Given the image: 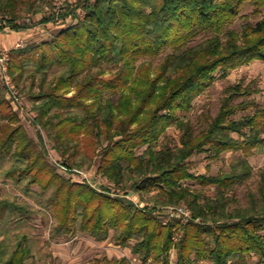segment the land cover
I'll return each mask as SVG.
<instances>
[{
  "label": "trees",
  "instance_id": "16d2710c",
  "mask_svg": "<svg viewBox=\"0 0 264 264\" xmlns=\"http://www.w3.org/2000/svg\"><path fill=\"white\" fill-rule=\"evenodd\" d=\"M246 4L256 16L264 10V0H78L59 10L53 0H0L14 31L31 29L42 13L44 24L73 20L51 41L11 52L10 74L36 113L38 142L0 85V264H39L53 240L85 233L104 242L113 231L112 240L142 264H264V173L252 188L249 161L264 149V106L240 101L257 90L227 88L217 115L206 114L200 128L187 118L219 78L264 63V22L248 23L242 33L232 28ZM162 52L156 70L151 62L138 66ZM108 66L113 73L105 78ZM171 127L180 131L179 143L168 136ZM204 154L213 161L231 154L229 171L197 175L190 160ZM98 158V174L113 187L60 173L89 170ZM190 181L214 186L215 196L192 190ZM240 186L248 188L245 203L233 194ZM127 192L147 196L152 206ZM183 206L189 218L164 220L161 207ZM48 215L57 226L50 242L39 241L32 218Z\"/></svg>",
  "mask_w": 264,
  "mask_h": 264
},
{
  "label": "rangeland",
  "instance_id": "374dc122",
  "mask_svg": "<svg viewBox=\"0 0 264 264\" xmlns=\"http://www.w3.org/2000/svg\"><path fill=\"white\" fill-rule=\"evenodd\" d=\"M77 1L78 0H53V3L54 7L59 10L62 7L66 6V4L69 3L70 5H74ZM254 11L255 8L253 5L246 4L242 9L240 17L235 20L232 28L235 31L242 33L248 23L256 25L259 22H264V10L262 14L258 16L254 14ZM44 12L49 14L51 13V10L49 8H46ZM83 15L84 13H82L81 17H83ZM45 16L46 15L42 13L34 17L32 22L35 25L27 31L11 30L6 34L1 35L0 45L12 52L13 50H17L18 48H23L30 43H43L45 41H51L53 37L57 35L62 29L73 25V20L71 18L68 19L65 23L57 18L54 20L55 22L52 21L50 23L44 24L42 23V20L45 19ZM27 19L29 20L32 18L30 16H27ZM203 40L204 38L202 36L197 39L192 44V46L197 45ZM166 55L167 52H162L157 58L142 59L138 63V66L151 62L153 64L154 70H156L164 62ZM112 68L113 67L111 66L107 67V73L106 75H104L105 78L112 76ZM57 70L58 69H56L55 71ZM238 84L250 86L252 89L257 90L256 93L251 97H243L240 99V101H243L245 99H255L261 106H264V63L255 62L248 66H244L232 71L230 75L224 79L219 78L215 85L207 93L197 98L192 111L187 114V118L191 120L196 128H200L205 122L206 114H209L211 116L217 115L221 100L225 97L226 89ZM0 85L4 86L2 82H0ZM75 92V90L72 91L68 96H72ZM18 97V104L14 105L13 102L12 104L14 105L16 110H18L21 117V123L25 127L29 137L38 142L37 132L39 129L33 124L36 113L32 111L31 102L27 97L21 96L20 94H18ZM109 97L110 94L107 93L105 98L108 99ZM8 100L11 101L9 97ZM41 132L47 143L49 160L52 164L57 166L60 158L58 154H56L52 150V145L49 143L45 131L41 130ZM168 136L172 139V141H175L177 143L180 142L181 133L174 127H171L169 129ZM142 151L143 149L140 150L139 153ZM98 153L99 151H97V154ZM230 158L231 154H226L222 160L213 161L210 160L205 154L196 155L190 160L192 163V171L197 175L218 176L221 173L229 171ZM249 161L255 171V185L251 187L256 188L258 186H256V184H258V182L261 180L260 173H264V149L257 151L255 155H253L249 159ZM98 167L99 158L96 160V164H94L89 170L71 174L67 173L63 169H60V173L65 175L67 178H72L76 182L90 183L100 190H103L106 187H113L110 182H108L105 178L98 174ZM186 185L192 190L204 191L210 196H215L216 194V188L214 186L203 189L200 184L192 181L187 182ZM247 191L248 188L246 186H240L235 192H233V194L237 199L240 200V202L245 203L247 201ZM128 192L126 193L128 198L134 201L136 204H139L141 206H152V203H150L147 196L141 197L140 194ZM3 194L4 184L0 181V198L3 196ZM120 194L122 195L125 193L121 192ZM182 209H187V206H183ZM160 210L162 212L164 220L167 221L168 216L177 212L178 208L161 207ZM187 211L189 210L187 209ZM187 213V218H189L190 212ZM57 223V220L51 215H48V219L44 216H35L34 218H32V224L36 228L34 230L35 237L39 238V241L50 242L51 230L57 226ZM114 234L115 233L113 231L110 239L104 242H99L85 233H77V235L75 236L53 240L50 242V248L46 250L47 255L46 252L43 253L44 260L39 264H102L104 258L115 262L127 258L131 264H142L139 258L131 253V249L123 248L117 245L112 240ZM255 261L256 258H253L252 262ZM200 264L207 263L202 262Z\"/></svg>",
  "mask_w": 264,
  "mask_h": 264
},
{
  "label": "built area",
  "instance_id": "2783aa9c",
  "mask_svg": "<svg viewBox=\"0 0 264 264\" xmlns=\"http://www.w3.org/2000/svg\"><path fill=\"white\" fill-rule=\"evenodd\" d=\"M10 31L11 29L6 27V20L3 16L0 15V36ZM10 59L11 52L2 45H0V79L4 87L7 89L8 97L12 100L14 105H17L19 102V97L18 92L15 89L13 78L10 74ZM183 209H178L177 212L173 213L172 215H176L178 217H187V212L189 211H187V209Z\"/></svg>",
  "mask_w": 264,
  "mask_h": 264
}]
</instances>
